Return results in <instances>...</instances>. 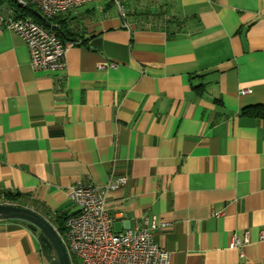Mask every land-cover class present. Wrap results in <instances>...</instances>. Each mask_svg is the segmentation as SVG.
I'll return each mask as SVG.
<instances>
[{
	"label": "crops",
	"instance_id": "1",
	"mask_svg": "<svg viewBox=\"0 0 264 264\" xmlns=\"http://www.w3.org/2000/svg\"><path fill=\"white\" fill-rule=\"evenodd\" d=\"M59 17L62 42L82 41L61 69L33 70L0 32V192L55 227L76 210L69 186L125 176L114 232L154 216L168 264H264V115L241 112L264 106V0H92ZM245 230L241 256L228 242ZM0 264L49 262L25 222L0 220Z\"/></svg>",
	"mask_w": 264,
	"mask_h": 264
},
{
	"label": "built area",
	"instance_id": "2",
	"mask_svg": "<svg viewBox=\"0 0 264 264\" xmlns=\"http://www.w3.org/2000/svg\"><path fill=\"white\" fill-rule=\"evenodd\" d=\"M21 7L34 5L47 25H40L32 18L12 12L8 6L0 8V32L8 29L17 34L29 52L33 70H57L65 66L68 47L81 44L80 40L62 42L58 36L60 23L55 17L92 0H15ZM118 4V2H117ZM119 13L124 15L118 4ZM116 66L113 62L99 65ZM241 90V93L249 92ZM125 176L110 178L97 185L88 177L68 187L66 196L74 213L65 219V229L58 233L68 257L69 264H168L169 254L153 241V231L163 229L168 222L154 216L142 217L134 229L114 232L112 219L107 211V197L126 183ZM221 211L218 213L220 214ZM249 243L248 231L232 234L228 247L236 248L242 256V248Z\"/></svg>",
	"mask_w": 264,
	"mask_h": 264
},
{
	"label": "water",
	"instance_id": "3",
	"mask_svg": "<svg viewBox=\"0 0 264 264\" xmlns=\"http://www.w3.org/2000/svg\"><path fill=\"white\" fill-rule=\"evenodd\" d=\"M0 220L25 222L36 233L40 248L49 264H69L56 228L35 210L19 204L0 203Z\"/></svg>",
	"mask_w": 264,
	"mask_h": 264
},
{
	"label": "trees",
	"instance_id": "4",
	"mask_svg": "<svg viewBox=\"0 0 264 264\" xmlns=\"http://www.w3.org/2000/svg\"><path fill=\"white\" fill-rule=\"evenodd\" d=\"M4 5L12 7L15 11H17V13L20 16L29 15L38 24L47 25L44 17L41 15L39 10L34 5L29 4L26 7H21L16 3L15 0H0V8ZM54 19H55V21H58L60 23V31H59L58 36L62 41V38H61V31H62L61 19H60L59 15L56 16ZM254 109L258 113H260L261 115H264V106H261V105L253 106V107H247V108L243 109L241 112L244 114H250L251 111H253ZM1 197L5 200L15 202L19 199L20 195L18 193H13V192H9V191H1L0 192V198ZM70 214H72V213H70ZM68 215L69 214H67V211H61L54 218L55 219L54 220L55 228L60 234L65 229L64 223H65V219Z\"/></svg>",
	"mask_w": 264,
	"mask_h": 264
},
{
	"label": "rangeland",
	"instance_id": "5",
	"mask_svg": "<svg viewBox=\"0 0 264 264\" xmlns=\"http://www.w3.org/2000/svg\"><path fill=\"white\" fill-rule=\"evenodd\" d=\"M60 31V30H59ZM59 31H58V33L57 34H59ZM0 203H10V204H19V205H22V206H26V207H29L28 206V203H25L24 201H21V200H17V201H15V202H11V201H8V200H5V199H3L2 197L0 198ZM31 208H33V210H35L34 208L35 207H33V205H32V207ZM37 212V211H36ZM57 233H59L58 231H57ZM60 234V233H59Z\"/></svg>",
	"mask_w": 264,
	"mask_h": 264
}]
</instances>
